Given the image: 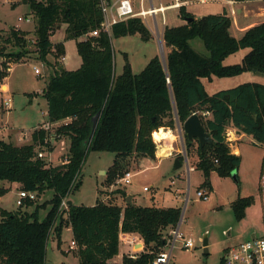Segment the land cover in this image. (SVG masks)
Here are the masks:
<instances>
[{
  "label": "trees",
  "instance_id": "1",
  "mask_svg": "<svg viewBox=\"0 0 264 264\" xmlns=\"http://www.w3.org/2000/svg\"><path fill=\"white\" fill-rule=\"evenodd\" d=\"M23 2L35 17V38L31 40V32L19 26L0 29V59H4L1 66L5 67L0 68V84L8 76L11 63L35 54L53 71L42 93L47 121L62 124L53 132L42 126L35 128L27 144L0 139V197L9 192L7 185L11 184L36 192V199L53 192L42 204L40 198L38 202L26 199L16 210L0 208V264H45L50 236L60 237L64 227L72 230L78 264H119L114 258L120 253L122 233H137L144 241V250L135 258L124 255L121 264H153L167 244L169 230L181 219V207L144 206L136 204L133 196L128 203L129 194L122 187H116L111 198L98 199L91 206L71 203L62 210L60 205L80 187V174L90 151L116 154L107 171L110 185L128 171L124 169L130 158L156 159L154 132L160 128L176 130L178 123L182 126L194 113L214 141L201 148L197 139L189 140L184 134L187 160L193 156L196 162L191 167L203 174L198 190H212V172L227 177L238 171L241 156L232 153L227 131L233 128L254 144L264 146V84L245 82L210 91L207 83L248 72L264 74V22L249 27L237 38L231 33L233 19L225 10L196 17L181 6L184 24L163 30V45L170 49L165 60L155 55L140 73H135L125 54L123 71L116 75L113 40L133 34L150 40L152 35L143 18L121 21L110 33L100 31L94 36L91 32L100 29L104 18L101 0ZM64 25V40L76 41L81 58L80 66L72 70L61 63L64 42L52 41ZM196 39L203 42L208 55L193 47ZM240 49L248 50L242 61L226 64V59ZM54 135L56 140L69 141L63 156L67 162L59 165L38 155L45 149L53 151ZM176 158L183 166L184 155ZM263 175L264 157L260 177ZM254 200V196H239L231 203L238 221ZM49 205L46 216L40 218V210ZM228 250L220 264H225Z\"/></svg>",
  "mask_w": 264,
  "mask_h": 264
},
{
  "label": "rangeland",
  "instance_id": "2",
  "mask_svg": "<svg viewBox=\"0 0 264 264\" xmlns=\"http://www.w3.org/2000/svg\"><path fill=\"white\" fill-rule=\"evenodd\" d=\"M15 1L18 2L14 4ZM152 1L155 6H159L160 3L166 5L174 0ZM248 1L252 9V11L248 9V16L255 17L256 15H260L261 18H257L256 20L257 24L262 23L261 21H264V7L262 9L259 7L264 5V0ZM149 2L150 0H145L146 7L149 5ZM185 8L188 12L198 15V17L208 14H219L226 8L233 20L239 18L240 21L241 15L246 12L243 5L233 2V0H207L206 2L190 0L187 2ZM19 17H23V20H19ZM28 17H31V22L26 21ZM164 17L165 24L163 23L162 14L159 13L157 15V25L151 16L142 19L152 35L150 40H143L139 34L127 35L113 40L116 75H120L123 71L125 54L135 73H140L155 55H160L165 60L170 49L165 48L163 45V30L166 26L184 24V19L180 15V8H167L164 12ZM34 21L35 17H33L29 5L24 3L23 0H0V28L7 29L9 25L18 24L31 32L30 38L33 40L35 38L33 33ZM241 25L240 22L239 24L237 22L235 24L234 20L231 26V33L237 38L242 36V32H240ZM253 25H255L254 22ZM65 27V25L62 26L52 36L53 41L65 39ZM192 45L199 53L208 55V51L200 39L192 41ZM64 46V56L67 57V60L63 61L64 66L70 70L78 68L81 64V58L77 52L76 41L73 39L66 40L64 41ZM30 48L34 50L33 46H30ZM247 52V49H240L237 53L228 57L225 63L230 65L240 63ZM1 62L3 63L4 59H0V66ZM63 62L61 61V63ZM34 67L38 68L41 73L37 74ZM0 68L1 70H5L4 66ZM52 74V69L37 60L35 54L31 58H26L14 64L7 76V83L10 88L7 93L0 92V127L3 128L4 125H8L13 128L10 129L7 126L8 129L6 130L13 137H16L18 132L32 131L38 124L45 120L47 121V115L44 114L47 103L42 93L46 87V79ZM4 79H2V82H4ZM245 82L264 84V74L248 72L237 77L214 78V82L212 84L207 83V86L210 91H217ZM5 89L6 87L2 88V90ZM9 98L11 102L7 106L6 101L8 102ZM60 124L62 123L54 125L50 130L52 132L55 131ZM2 128H0V139L4 135V139L10 140L9 134L2 132ZM163 129L166 132L169 131L167 128ZM9 131H13V133ZM154 140L160 145V148H157L155 160L150 158H142L141 160L130 158L129 161H126L124 171L131 170L133 173L132 183L126 186L120 184L122 175L116 182L110 185L106 182L107 171L114 163L115 153L90 151L80 174V187L70 195L68 201H72L76 205L91 206L98 199L111 198L112 191L116 187H122L127 194L134 196L136 204L144 206L156 205L158 207L177 205L182 208L181 231L186 238H191L194 241L195 246L187 249L183 248L180 242H177L172 254V264H220L225 249L241 244L236 243L240 240L241 236H246L253 226H257L256 229L262 227L263 210L259 199V186L264 146L254 144L251 138L246 135L236 142L240 151L237 155H240L242 160L237 171V180L231 175L220 177L216 172H212V190H206L208 199H203L197 196V190L203 182V174L199 169L193 167L194 169L188 173L184 161L182 168L175 170L174 158L162 159V156L169 151L171 145L178 150L177 154L174 155L175 157L182 154L184 131L180 135L178 128L176 130L171 129V132L167 133L166 139L154 138ZM12 141L20 145L27 144L25 140L21 142L16 138H12ZM67 148H69L68 139H59L52 151L54 161L62 154L65 156L68 151H66ZM162 149L164 150V154L159 155L163 151ZM45 152L47 154L50 153L47 149H45ZM45 159L49 161L48 157H45ZM160 159L161 161H159ZM188 160L189 166H194L196 160L193 159V156H189ZM65 161V159L57 161V165ZM178 174H181V178ZM145 186L149 190L145 191ZM102 190L103 195L101 193ZM178 194L182 196L178 198ZM52 195L53 192L49 191L39 197L40 201L38 198L35 202L39 201L42 204L49 201ZM239 196H254L255 198L254 203L246 209V214L240 221L236 219L231 207V203ZM14 200V193L8 192L0 197V205L10 208L11 211L16 210L17 207H15L16 203ZM50 207L49 205L40 210V218L46 216ZM205 238L208 240L207 253L203 246ZM72 242L73 234L70 227H64L60 237L57 235L50 236L45 264H78L79 257L77 253L75 250L70 249ZM135 248L137 251L140 250L139 246ZM132 252L135 253L134 250ZM133 253L132 255H135Z\"/></svg>",
  "mask_w": 264,
  "mask_h": 264
},
{
  "label": "built area",
  "instance_id": "3",
  "mask_svg": "<svg viewBox=\"0 0 264 264\" xmlns=\"http://www.w3.org/2000/svg\"><path fill=\"white\" fill-rule=\"evenodd\" d=\"M145 0H101L100 7L103 13V21L101 23L100 29L94 30L91 32V35L97 36L99 35L100 31H107L110 33L111 28L113 25L121 22L126 21L130 18H145L147 16H151L155 24L156 17L159 13L162 14L163 23L165 24V17L164 12L167 8H179L180 2L179 0H175L168 6L165 5H159L155 6L153 1L150 0L149 5L146 7ZM19 20H23V17H19ZM27 22H31V17H28L26 19ZM64 57H62V60ZM35 72L37 74H40V70L36 67H34ZM196 114V113H194ZM204 115H209V112H204ZM42 128L50 130L52 128V124L49 122H46ZM178 130L181 132L183 131L182 126L178 123L177 126ZM157 144V148H160L159 143L155 140ZM182 154L185 158V163L187 167L188 173L193 170L194 168L189 166V161L187 160L186 152L184 149V143L182 142ZM39 157H45L43 152L38 153ZM67 162V161H66ZM132 177L133 173L131 170L126 171L120 178V184L121 185H129L132 183ZM144 190H149L148 187H144ZM260 195H261V201L262 206L264 210V175L260 179ZM197 196L199 198L208 199V193L206 190H197ZM37 197L36 192H29L25 190H19L18 197L16 200V205L21 206L23 205V202L26 199L35 200ZM68 198L65 197L60 205V208L62 210L68 209ZM181 221L180 219L177 226L171 228L169 230L168 234V241L164 249L158 253V255L155 257V260L153 261V264H172V254L174 251V248L177 244V242H180L183 248H193L195 246L194 241L191 238H186L184 233L181 231ZM122 235V234H121ZM121 237V236H120ZM123 242H126L129 244L132 249L137 252L135 245H137L138 242L135 239H132L130 237L125 239H122ZM76 243L75 241L72 242L70 245V249H75ZM135 258L134 255H131ZM225 264H264V234L258 237H253L245 242H242L241 244L237 246H233L229 248L227 253L225 254Z\"/></svg>",
  "mask_w": 264,
  "mask_h": 264
},
{
  "label": "crops",
  "instance_id": "4",
  "mask_svg": "<svg viewBox=\"0 0 264 264\" xmlns=\"http://www.w3.org/2000/svg\"><path fill=\"white\" fill-rule=\"evenodd\" d=\"M160 2H161V0H159ZM175 1V0H174ZM173 1V2H174ZM188 1H190V0H179V2H180V7L181 6H184V7H186V4H187V2ZM201 1H204V2H206L207 0H201ZM228 1V0H227ZM232 1V0H231ZM18 1H15L14 2V4H16ZM233 2H236V3H238V4H241V5H243V8L246 10V12H245V14L243 13L242 15H241V21L239 20V18L238 19H234L235 20V24H236V22H237V24H239V22L242 24L241 26H242V28L240 29V32H244L246 29H248L249 27H251V26H253V22L255 23V24H257V18H261L260 17V15H256L255 17H251V16H248V11L250 10V11H252V9L250 8V2L248 1V0H246V1H242V2H237V1H233ZM172 3V2H171ZM171 3H169V4H171ZM169 4H163V3H160V5H165V6H168ZM179 7V8H180ZM262 7H264V5L263 6H261V7H259L260 9H262ZM233 9V8H232ZM249 9V10H248ZM225 11L227 12V14L229 15V16H231L230 14H229V12H228V10L225 8ZM260 12V11H259ZM190 13H192V14H194L193 12H190ZM204 14H206V13H204ZM258 14V13H257ZM196 17H198V15H196V14H194ZM243 15H245V16H243ZM233 20V21H234ZM239 21V22H238ZM261 22H264V21H261ZM10 26H19V27H21L20 25H9V27ZM22 28V27H21ZM0 29H2V28H0ZM4 29V28H3ZM6 29V28H5ZM62 38V37H61ZM53 41V40H52ZM61 42L63 41H66V40H64L63 38H62V40H60ZM60 41H53L54 43H57V42H60ZM67 60V57L66 56H64V59L62 60L61 59V61L63 62H65ZM64 62L62 63L63 64V66H64ZM14 64L15 63H12L10 66V70H9V72L11 71V69L13 68V66H14ZM64 68H66L65 66H64ZM67 70H70V69H68V68H66ZM3 87H6V89L5 90H2V88ZM9 88H10V86H9V84L7 83V77H5V79H4V82H2L1 83V85H0V92L1 93H7L8 92V90H9ZM3 100V99H2ZM2 100H1V103H2ZM9 100H11L10 98L8 99V102L6 101V105L8 106V105H10V102L11 101H9ZM3 104V103H2ZM1 104V105H2ZM10 108V107H9ZM44 114L45 115H47V107H46V110H45V112H44ZM47 117V116H46ZM46 121V120H45ZM45 121H43L42 123H40V124H38V126L40 125V126H42V124H44L45 123ZM46 122H48V121H46ZM65 122H68V119L65 121ZM7 126L8 125H4V127L2 128V127H0V128H2L1 130H2V132H6L7 134H9V138H10V140H12V138L14 139V138H16L18 141H21L22 142V140H25L27 143H30L31 142V134H32V132H33V130L35 129V127H34V129H32V131H20V132H18L17 133V136L16 137H13L12 136V134H10V133H8V131L6 130V129H8V128H10V129H13V128H11V127H9L8 126V128H7ZM37 126V127H38ZM54 125H52V127H53ZM36 127V128H37ZM9 132H11V133H13V131H9ZM169 132H171V129H169V131L167 132V133H169ZM227 133H228V138L227 139H231V140H228L230 143H229V145H230V147H231V149H232V153H235V154H238L240 151H239V149H238V147H237V144H236V142H238V141H240V139H242L244 136H245V134H242V133H239L237 130H235V129H233V128H229L228 129V131H227ZM231 135H233L232 137H230ZM1 139H4V135L2 136V138ZM4 140H6V139H4ZM164 140V139H163ZM57 141L58 140H56L55 138H52V145H53V147L56 145V143H57ZM16 144H19V143H16ZM20 145V144H19ZM171 145V144H170ZM171 148H170V150H169V152H166L165 153V155L164 156H162V159H164V158H174L175 160H176V157L174 156V155H176L177 154V151L178 150H176L175 148H174V146L173 145H171L170 146ZM68 150V148L66 149V151ZM163 150V149H162ZM43 153H44V155H45V157H48V160L52 163V165H57V163L60 161V160H63V154L60 156V157H58L57 158V160L56 161H54V157H53V153L52 152H50V153H46L45 151H42ZM66 153V152H65ZM58 161V162H57ZM159 161H161V159L159 160ZM174 164H175V161H174ZM175 166V165H174ZM182 168V167H181ZM181 168H179V169H181ZM179 169H176L175 168V170H179ZM179 175V177L181 178V174H178ZM8 187H9V192H11V193H14V196H15V203H16V200H17V197H18V192H19V185L18 184H11L10 186L9 185H7ZM177 190H179V191H181L180 189H177ZM178 191V192H179ZM130 196H133V195H130ZM182 195L181 194H178V198H180ZM133 198H134V196H133ZM259 199H260V203H261V207H262V210H263V206H262V201H261V195H260V186H259ZM69 202V201H68ZM136 203V202H135ZM15 207H17V205H15ZM0 208H4V209H8V210H11L10 208H7V207H2L1 205H0ZM18 208V207H17ZM262 227H260V229H256V227L257 226H253L252 228H251V230L247 233V235L245 236H241L240 237V240H238L237 241V243L236 244H239V243H242V242H245V241H247V240H249V239H251V238H253V237H258V236H261V235H263L264 234V210H263V216H262ZM120 240H121V244H120V253H119V255L118 256H116L115 258H114V262H117V263H119V264H121L122 263V259H123V256L124 255H129V256H131L132 255V247L129 245V244H127L126 242H123V240L122 239H125V237L126 238H128V237H130V238H132V239H135V240H137V241H140V242H138L137 243V245H135V247H137V246H139L140 247V250H138L137 252H135V253H133V254H135L134 256L135 257H137V255L139 254V253H141L143 250H144V241L142 240V238L137 234V233H122V235L120 234ZM230 246H233V245H230ZM74 250V249H73Z\"/></svg>",
  "mask_w": 264,
  "mask_h": 264
},
{
  "label": "water",
  "instance_id": "5",
  "mask_svg": "<svg viewBox=\"0 0 264 264\" xmlns=\"http://www.w3.org/2000/svg\"><path fill=\"white\" fill-rule=\"evenodd\" d=\"M182 129L184 131V134L187 136L189 140L197 139L198 143L201 148H203L205 145H213L214 141L210 134L206 131L205 127L203 126L200 117L197 114H192L182 125ZM55 138V135L52 137ZM182 167V164L176 159L175 160V168L179 169ZM232 177L237 180V171L232 172ZM127 202H132V196L127 197ZM72 201H69V204H71ZM203 246L205 249V252L207 253V246H208V240L205 238L203 240Z\"/></svg>",
  "mask_w": 264,
  "mask_h": 264
},
{
  "label": "bare ground",
  "instance_id": "6",
  "mask_svg": "<svg viewBox=\"0 0 264 264\" xmlns=\"http://www.w3.org/2000/svg\"><path fill=\"white\" fill-rule=\"evenodd\" d=\"M153 136H154V138H156V139H161V140H163V139H166V138H167V132H166L163 128H161L160 130L154 132ZM166 145H167V144H166ZM168 145H169V144H168ZM158 149H159V148H158ZM160 150H161V149H160ZM169 150H170V149H169ZM167 152H169V151H167ZM162 154H164V150L161 151V152L159 153V155H162Z\"/></svg>",
  "mask_w": 264,
  "mask_h": 264
}]
</instances>
